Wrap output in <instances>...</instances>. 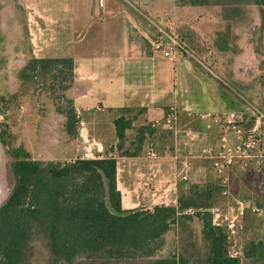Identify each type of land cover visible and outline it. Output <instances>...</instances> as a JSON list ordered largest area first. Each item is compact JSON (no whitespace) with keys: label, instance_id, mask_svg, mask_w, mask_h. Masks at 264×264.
Returning a JSON list of instances; mask_svg holds the SVG:
<instances>
[{"label":"crops","instance_id":"obj_1","mask_svg":"<svg viewBox=\"0 0 264 264\" xmlns=\"http://www.w3.org/2000/svg\"><path fill=\"white\" fill-rule=\"evenodd\" d=\"M73 2L56 0V7L42 1L38 9L28 13L29 29H25L33 58L74 60V83L66 94L77 112V134L62 135L64 147L75 144L86 155L81 159L117 160L123 209L178 207V199L174 200L177 194L187 195L192 185H207L212 177L217 178V191L233 198L228 204L229 216L221 219L217 214L214 223L232 232L242 227L247 237L263 238L264 163L258 165L254 159L246 168L236 164L220 176L204 152L219 149L226 115L251 117L255 109H264L261 71L251 75L241 68L244 52L237 53L230 66L217 61L229 49L218 48V54L213 50L218 47V34L209 27V9L205 6L175 4L173 16L168 17L161 13L165 8L162 0H106L104 7L95 0V12L87 17L74 9ZM135 2L142 9L135 7ZM0 17L9 24L4 23V27L21 31L23 19L16 6H6ZM166 26L186 38L195 52L192 56L173 60L154 51L156 31ZM200 36L207 38L215 56V71L219 70L225 84L199 64L203 54ZM172 109L176 122L167 126ZM120 117L132 121L131 129L151 132H144L136 156L124 154L125 150L133 151L138 140L129 137L131 129L119 149L114 121ZM42 120L46 138L54 144L58 140L53 139L54 117ZM152 145L157 158L148 154ZM241 203L245 204L242 215ZM252 213L255 219L249 218Z\"/></svg>","mask_w":264,"mask_h":264},{"label":"trees","instance_id":"obj_2","mask_svg":"<svg viewBox=\"0 0 264 264\" xmlns=\"http://www.w3.org/2000/svg\"><path fill=\"white\" fill-rule=\"evenodd\" d=\"M193 5H201L195 2ZM72 58H33L19 73L24 83L39 76L50 81L49 91L57 85L67 92L74 83ZM68 111L67 132L77 134V112L73 100L63 95ZM119 149L124 147L132 121L120 117L114 121ZM8 134L1 131V143L8 147ZM142 143V141L140 140ZM126 152V156H136ZM14 158L15 185L0 207V264H21L34 230L48 241L56 263L72 264L80 255L99 254L121 258L146 257L157 250L158 242L178 219L197 217L203 223L208 247L199 264H242L229 253V234L214 223L209 207L202 208L194 197H182L178 207L156 206L151 210L126 211L117 185L115 158L81 159L67 163L33 160L25 149L11 148ZM186 210H194L185 213ZM204 210V211H202ZM184 212V213H183ZM156 264H190L187 258L175 256Z\"/></svg>","mask_w":264,"mask_h":264},{"label":"rangeland","instance_id":"obj_3","mask_svg":"<svg viewBox=\"0 0 264 264\" xmlns=\"http://www.w3.org/2000/svg\"><path fill=\"white\" fill-rule=\"evenodd\" d=\"M42 1L45 4H53L58 7L56 0H0V13L6 6L14 5L23 19L21 31L15 32L9 27H4L7 20L0 17V133L6 131L8 134V147L0 143V207L7 200L15 185L14 158L10 154L11 148L25 149L31 154L33 160L46 163L53 161L67 164L77 160L80 156L86 157L84 152H79L75 144L64 147L62 143V135L65 136L68 133L66 128L68 119L65 114L59 113V108L63 111L69 109L68 103L61 99L63 95L67 96L66 92H63L58 85L55 91H49L50 81L44 82V78L41 76L33 83H24L19 78L21 70L33 59V51L28 40L30 35H27V31H25V29H29L28 13L38 9ZM80 1L81 5L77 3V0L72 3L74 9L80 10L87 17L95 12V0ZM162 1L165 8L163 7L164 10L161 13L168 17L173 16L172 8L175 4L183 6L198 2L207 7L210 15L209 27L218 34H215V37L218 38V47H213V50L218 54V48L220 51L226 47L229 49L223 53V57L219 56L217 61L220 60L225 66H230L235 63L237 53L244 52L245 54L240 60L243 64L240 65L241 68L251 75L259 73L260 70L264 86V0ZM134 5L142 9L140 3L135 2ZM188 25L184 24L183 26L187 27ZM218 71L215 73L220 77V82L224 83V79ZM48 116L54 117L53 126L56 128V133L53 135V139L58 138L54 144L48 142L42 124V119ZM144 132L149 133L150 131L138 127H133L129 131V137L138 140L132 146L133 151L125 150L124 154L126 152L132 154L137 151ZM219 188L217 178L212 177L207 185L194 184L189 190L192 191L191 193L177 194L174 200L178 199L177 206H179V200L182 197H194L203 209L211 207L214 209L213 216L216 217L218 214L222 219L229 216V206L231 205L228 204H231L233 197L232 195L222 196L217 191ZM172 204L174 203L171 202L170 205ZM153 209L138 208L136 210L152 211ZM124 210L131 211L132 209ZM184 212L194 213L195 211L186 210ZM250 217L255 219V213L250 214ZM223 227L229 234L228 249L232 256L240 257L242 264H264V237L260 238L251 234L247 237V234L243 233L245 229L242 227H239L238 230L237 227L234 228L233 232L228 230V227ZM207 253L208 247L203 233V223L194 217L191 221L178 219L174 222L169 232L158 242L157 250L153 255L121 259L116 256L99 254L80 255L72 264H156L160 260L175 256L187 258L190 264H199L206 259ZM21 264L67 263H56L50 252L48 241L41 232L34 230Z\"/></svg>","mask_w":264,"mask_h":264},{"label":"built area","instance_id":"obj_4","mask_svg":"<svg viewBox=\"0 0 264 264\" xmlns=\"http://www.w3.org/2000/svg\"><path fill=\"white\" fill-rule=\"evenodd\" d=\"M106 0H98L100 7L105 6ZM203 54L199 57V64L212 76L215 73V56L208 45L207 38L200 36ZM154 51L166 59L175 60L178 57L192 56V50L186 38L171 27H159L153 41ZM176 111L172 109L166 118V125L172 126L176 122ZM225 129L220 137L221 145L218 150H205V155L213 160L214 171L224 176L228 169L236 164L246 168L250 161L256 159L258 165L264 163V109H255L251 117L239 113H229L224 118ZM149 156L158 157L156 148L152 145L148 149ZM245 204H240L241 215L244 214ZM192 212V210H190ZM260 213L261 211L255 210Z\"/></svg>","mask_w":264,"mask_h":264}]
</instances>
